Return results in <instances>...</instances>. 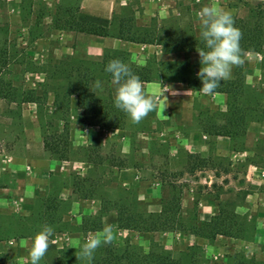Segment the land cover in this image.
Masks as SVG:
<instances>
[{"label": "rangeland", "instance_id": "1", "mask_svg": "<svg viewBox=\"0 0 264 264\" xmlns=\"http://www.w3.org/2000/svg\"><path fill=\"white\" fill-rule=\"evenodd\" d=\"M213 3L232 13L239 32L243 31L242 26L245 27L241 21L247 20L249 28L256 31L260 27L264 34V0H115L112 15L114 23L127 25L125 32L138 33L146 28L166 37L178 36L186 43L199 38L198 13ZM79 7L80 0H0V79L10 82L18 96L30 88H34L35 95L45 93L39 101H25L19 105L2 99L1 153L9 156L22 153V139L31 140L34 136L40 137L42 145L45 137L52 136L54 144L60 145L57 135H62L65 127L67 157L99 159L103 163L96 170L85 164V173L75 171L67 181H50L45 189H39L47 201L35 202L28 215L19 211L0 213V264H29L31 239L45 225L53 230L82 232L73 247L49 241L48 250L39 264H58L59 260H62L60 264L63 260L68 261L67 264H170V261L179 264H264V185L258 178L253 179L258 173L264 180V45L260 52L242 51L243 63L231 69L227 80L236 83L240 80V95L233 97L221 92L204 95L200 90L192 89L190 112L195 122H200L198 127L222 124L231 109L243 115L245 131L242 135L229 137L227 152L220 153L219 150L207 158L179 152L169 161L162 147L170 140L169 119H156L157 122L149 127L143 121L132 123L133 130L127 136L116 138L126 142V147L109 141L108 135L101 133L106 140L103 145L97 143L96 136L91 140L86 138L84 147L80 144L73 148L69 141L71 115L82 110L71 95L63 113L59 105L54 104V93L50 91L51 87L65 81L69 71L93 67L92 62L105 50L120 52L121 60L126 64L157 68L159 77L155 80H163L173 87H187L185 81L191 80L200 67L196 50L167 51L156 42H133L69 29L64 22L72 13L79 20ZM112 18L106 21L110 24ZM95 80L99 87L96 84L94 89L113 97L111 80L105 81L98 74ZM44 82L48 84L38 85ZM25 108L33 109L29 121L35 124L36 133L31 127L23 130L21 111ZM181 108L179 102L172 103L170 120H178ZM127 123L126 114L125 125ZM178 130L177 137L172 138L175 141L186 135ZM142 142L155 146V154L149 159L137 146ZM43 149L47 155L56 158L44 146ZM245 151H250V155H245ZM114 156L134 164L141 162L143 172L133 182L125 177V180L119 179L108 167ZM125 181L129 183L127 186L122 185ZM65 187H73L74 196H98L102 200L100 207L85 202L73 215V225L58 220L57 212H54L55 220L51 223L45 207L52 211V207L64 205L62 198L52 194ZM173 198L179 204V213L169 220V228L137 231L117 227L116 210L120 205L146 217L150 212L156 213L172 205ZM219 210L231 217L230 235L209 239L193 233L194 227ZM67 216L72 214L68 212ZM106 227L111 229L112 239L101 243L90 261L77 259L81 245ZM87 235L89 237L85 238Z\"/></svg>", "mask_w": 264, "mask_h": 264}, {"label": "crops", "instance_id": "2", "mask_svg": "<svg viewBox=\"0 0 264 264\" xmlns=\"http://www.w3.org/2000/svg\"><path fill=\"white\" fill-rule=\"evenodd\" d=\"M115 0H80V7L78 11V19L80 21H91L103 26L109 25L112 15V8ZM142 84L143 91L146 95L151 96L154 91L163 92V97L157 98L155 101L156 107L150 111L141 121L151 126L157 122L156 119L168 120V130L171 131L169 137L170 140L167 143H163V154L168 157L169 161L173 159L176 153L181 154H197L199 157L207 158L214 153H225L228 151L229 137L209 134L205 127H198L200 122H195L193 114L190 112V104L193 99V91L189 87H173L163 80H152L147 82H140ZM214 94H219L218 92ZM179 102L181 104V114L178 116V120L175 122L170 120L171 105L173 102ZM3 100L0 98V105ZM163 112H161V108ZM33 109L25 108L21 111V117L23 120V130L27 127H31L36 133L35 124H30ZM83 113L78 111L77 114L71 115V125L69 129V141L71 147H78L80 144L84 147L86 138L91 140L92 137L97 138V143L103 145L105 139L101 137V133L107 134L109 141L121 143L124 147L127 146L126 142L118 141V135L127 136L128 132L132 131V122L128 118V123L123 128H107L99 125H90L83 120ZM77 121V122H76ZM140 121V122H141ZM158 121V122H159ZM139 122V123H140ZM142 122V123H143ZM198 125V126H197ZM185 132L186 135L179 141H175L172 138L177 137L178 133ZM108 132V133H107ZM163 134V133H161ZM103 136V135H102ZM143 139V136H141ZM19 141V140H18ZM141 148L142 155H145L147 159L155 154L151 143L142 142L141 145H137ZM22 153L11 154L10 156L0 151V213H15L20 212L23 215H28L33 211L35 202L47 201V197H44V192H39V189H45L52 180L55 181H67L70 175L75 171L78 173H85V164L87 167H94L98 169L103 166L102 162L86 159H75L73 157H66V159H56L47 155L43 149V145L40 137L36 139H22L21 141ZM155 149V148H154ZM250 151H245V155H250ZM171 163V162H170ZM108 165L109 168L120 178H127V181L133 182L143 172L141 162L134 164L126 159H118L117 157L111 158ZM170 166V165H168ZM87 168V169H88ZM170 169V167H169ZM196 171V170H195ZM211 171V170H210ZM156 172V171H155ZM155 176V175H154ZM152 176V177H154ZM210 177L213 175L210 174ZM259 180V183L264 185V180L258 175L254 174L253 179ZM125 180V179H123ZM125 181L122 185L127 186L129 183ZM71 187V186H70ZM66 188V187H65ZM43 191V190H42ZM53 197L62 198L64 205L58 207H52V213L57 212L56 218L63 223H71L73 215L81 210V206L85 202L91 203L98 208L101 205V199L98 196H74V189L63 188L57 190L52 194ZM44 197V198H43ZM70 212L72 216H67ZM204 215V214H203ZM206 215V214H205ZM75 224L74 222L71 225ZM56 230V231H55ZM49 237L50 243L56 245H66L68 247L75 246V243L79 241V237L82 231H73L66 229H55ZM89 236L87 235L88 238ZM78 244V243H77ZM76 244V245H77ZM57 247V246H56ZM58 256V255H57Z\"/></svg>", "mask_w": 264, "mask_h": 264}, {"label": "trees", "instance_id": "3", "mask_svg": "<svg viewBox=\"0 0 264 264\" xmlns=\"http://www.w3.org/2000/svg\"><path fill=\"white\" fill-rule=\"evenodd\" d=\"M241 22L245 25V27L242 26L243 31H240L239 45L241 50L263 51L264 34L261 32L260 27L255 31V29L252 30L249 28L250 24L247 20H245V23L243 21ZM64 25L69 29L95 36H112L140 43L156 42L165 47V50L167 51L178 49L196 50L203 47V44L198 37L191 41L187 40L188 42L183 43L179 40L178 36L175 37L170 35L166 37L159 33H153L146 28H141L144 29V31L138 33L135 31H129L128 29V31L125 32L127 25L122 22L117 24L114 23V17L108 26H103L91 21H79L72 13L70 14V17L65 20ZM120 55L121 54L118 51L105 50L98 60L92 62L93 67L76 68L73 72L69 71L67 73L68 76L64 77L65 81L58 86L50 88V91L54 93V104L57 106L59 105L64 113L66 110L64 109V106L67 105L68 98L71 95H74L77 106L82 110L83 119L87 124L99 125L107 128H123L125 126L126 113L114 107L113 97L109 93L102 95L96 88V90L94 89L97 84V81L95 80L97 74L105 81L111 80L110 74L104 71L105 65L113 59L121 60ZM262 63H264V58ZM127 65L132 73L138 76L140 82L152 81L159 77V71H157V68L151 69L147 65ZM237 80L238 84L232 80L221 81L219 87L214 92L226 93L233 97L240 95L242 93V88L239 84L240 80ZM185 83L187 87L193 90H199L201 87V81L197 75L193 76L191 80L185 81ZM47 84L48 82H44L38 85L46 86ZM34 92V88H30L26 91L24 90L20 92L21 94L18 96V94H15L14 88L10 82L0 79V98L7 103L14 102L16 105H19L20 102L25 101L36 102L42 99L45 95L43 92L42 94H38V96L35 95ZM206 130L211 135H222L234 138L236 135H242V133H244L245 120L238 110L231 109L230 115L224 118L222 124L211 128L207 127ZM66 136L67 133L65 127H63L62 135H57V140L59 139L61 143L60 145L54 144V141L51 140L52 136H47L43 140V146L50 155L55 156L57 159H66ZM44 211L48 212V217L50 218L48 219L53 223L55 220L53 218L54 213L49 211V208L47 207H45ZM176 213H179V204L176 198H173L172 205L169 204L156 213L150 212L146 217L132 213V210L129 207L120 205L118 210H116V223L117 227L122 229H133L137 231L165 230L169 228L170 225L167 223L170 222L169 220L173 218ZM168 214H170V217ZM229 220H231V217H229L228 213L224 214L222 210H219V212L211 216L210 219L202 220L197 227H194L193 233L209 239L214 238L216 235H230L232 232ZM61 261L62 260H59L58 264H60ZM67 263L68 261L63 260V264ZM170 264H179V262L170 261Z\"/></svg>", "mask_w": 264, "mask_h": 264}, {"label": "clouds", "instance_id": "4", "mask_svg": "<svg viewBox=\"0 0 264 264\" xmlns=\"http://www.w3.org/2000/svg\"><path fill=\"white\" fill-rule=\"evenodd\" d=\"M198 20L199 38L203 47L196 49L200 64L196 75L201 81V93L210 95L219 87L221 81L230 78L233 66L243 63L239 45L240 32L235 27L232 13L215 3L204 6L198 13ZM104 71L110 74L114 86V107L126 113L132 123H139L156 107L157 98L163 97L164 91H154L151 96L146 95L138 76L119 59L110 60ZM163 108L164 106L161 112ZM52 232V227L45 225L33 235L28 252L29 264H39L48 250ZM110 232L111 229L106 227L102 233L83 243L77 259L86 258L90 261L96 248L112 239Z\"/></svg>", "mask_w": 264, "mask_h": 264}]
</instances>
